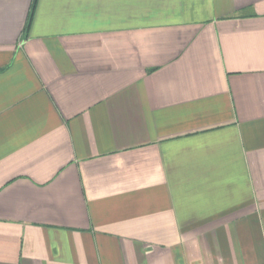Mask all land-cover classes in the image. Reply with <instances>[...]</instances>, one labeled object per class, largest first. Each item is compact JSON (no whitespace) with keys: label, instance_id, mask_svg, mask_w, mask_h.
Listing matches in <instances>:
<instances>
[{"label":"crops","instance_id":"crops-1","mask_svg":"<svg viewBox=\"0 0 264 264\" xmlns=\"http://www.w3.org/2000/svg\"><path fill=\"white\" fill-rule=\"evenodd\" d=\"M0 0V264H264V0Z\"/></svg>","mask_w":264,"mask_h":264},{"label":"trees","instance_id":"trees-1","mask_svg":"<svg viewBox=\"0 0 264 264\" xmlns=\"http://www.w3.org/2000/svg\"><path fill=\"white\" fill-rule=\"evenodd\" d=\"M35 4H36V0H32V4H31V10H30V13H29V17L27 19V23L25 25V31L28 29L29 27V24H30V21H31V17H32V14H33V11H34V7H35Z\"/></svg>","mask_w":264,"mask_h":264}]
</instances>
